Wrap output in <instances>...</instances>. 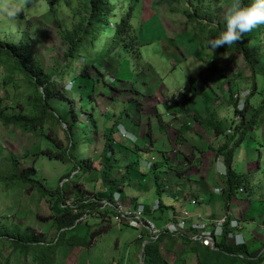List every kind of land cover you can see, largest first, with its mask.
Masks as SVG:
<instances>
[{
  "label": "rangeland",
  "instance_id": "1",
  "mask_svg": "<svg viewBox=\"0 0 264 264\" xmlns=\"http://www.w3.org/2000/svg\"><path fill=\"white\" fill-rule=\"evenodd\" d=\"M177 1L138 0V5L132 13L131 24L143 42L139 47V54L141 55L136 56L130 50H126L125 52V48L121 46L123 45L121 43L120 46L119 43L115 44V46L117 45V49L111 53L112 55L105 52L104 64L113 71V73H109V78L114 76V79L111 80V84L101 87L103 95L100 96L98 104L84 105L87 110L93 111L94 118L99 127L97 134L93 135L94 140L92 136L86 137L92 144L89 142L83 143L82 151L84 156L85 152L88 153L90 151L94 152L95 155H99L102 151L104 144V140L102 139L103 126L105 125V113L108 110H113L115 117H117L127 105L129 106V112L133 113V107L136 103L134 101L131 102L130 99L133 92L131 91L132 88H136L135 95L143 104L154 103L156 100L170 102L173 101L174 93H176L175 96L178 98L180 94L177 92H185V89H190L193 79H196L198 80L196 83L199 84H197V88L200 86L201 92L198 90V94L191 103V109L194 112H201L204 107L210 106L209 110L218 114V119L223 127L228 128L232 125L235 128L236 123L234 119H237V116L234 107L229 101V97L232 92L234 95H249L253 86L252 81L250 79H234L231 77L233 75L236 77L245 74L242 58L238 57L235 62L230 61L231 53L227 49L229 45L216 49L211 48L208 42L215 38L202 40L196 36L194 34L196 33L194 26L198 29L199 21L192 22L188 15L189 12L196 10L195 6H206L205 4L212 1L210 9L213 13L218 14V17L211 22L205 19L202 23L204 25L208 24L207 26H213L214 24H218L219 20L223 18L227 8L226 4L224 2L219 4L218 0H200L198 2L194 0ZM47 2L49 3L47 0H0V5H12L19 7L22 11V13L19 12L14 18H9L0 10V33L3 38L6 40L10 38L19 40L22 37V31L27 27L28 30L25 32L29 37L41 36V43L36 47L39 52H44L43 54H47V56L63 52L65 43L59 37L58 30L60 28L54 20V14L50 10H46V6H48ZM53 2L58 6L59 18L62 24L73 28L80 21V17H76L75 15L78 0H54ZM129 3H131L130 0ZM20 17H22V23L16 26L15 21ZM22 26H24V29H21ZM31 40L34 41L36 39ZM112 40L113 38H108L107 44H111ZM103 43L102 52L105 51V40H102ZM188 58L190 60H186ZM211 64H224L229 72L226 76L227 78H223V75L219 73H212V70L209 68ZM256 71L258 85L260 88H263L264 61L257 65ZM4 75V69L0 67V95L3 96V103L6 105L16 103L17 97L28 87L26 80L22 75H16L14 81L17 82V86L19 87L16 88L14 82H11L6 89L3 81ZM71 78V76L66 78V82L70 83ZM230 85L233 86V90ZM125 88L127 90L122 91ZM21 97H24V94ZM255 98L258 99L256 95L253 100ZM126 101L127 103L124 104ZM53 105L60 113L64 106H66V103L59 101V103L54 102ZM240 107L242 108V105ZM145 109L139 115L141 119L148 120L150 114H152L153 118L156 117L155 112L151 108ZM158 109L164 113L163 107ZM85 111L78 110V113L81 114ZM63 112L65 111L63 110ZM81 118H85V115H81ZM85 121L86 124H89L87 120ZM155 121L158 120L156 119ZM192 121L194 120L190 118L186 120V129L189 128V123H192ZM61 125L62 127H66L65 124ZM111 125L112 121L108 122V126ZM47 126L50 125L47 124ZM258 127L259 129L256 131H249L239 145L234 157V168L238 172L244 173L245 189L243 192H237L229 205H227L223 194L220 197L221 191L215 189L217 186L223 187L225 183L223 184V179L218 177L222 175L221 172L224 171V165L219 161L216 167L215 160L217 156L214 150L221 142L227 141L225 139L227 136L225 134L219 135L217 141L213 143L214 150H212L208 147V144L213 141V133L205 135L207 131L198 124L188 134L190 142H187L188 144H185V147L181 151H179L180 148L175 143L170 142L172 145L170 149L172 152L171 157L174 160L173 163L176 164L177 168H186L182 173L187 172V177H184L183 182L178 181V177L174 173H162L160 169L159 179L162 178L165 182L159 181V183L163 189H165L164 185L166 186L161 197L156 191V181H154V185L153 183L151 184L152 173L150 171L154 167L148 170L146 164H144L147 161L154 163L155 161L151 157L147 159L146 157L136 155L134 152L136 151V147L133 144L126 147L128 153H125V149L120 148L118 152H114V161L117 160L116 164L118 166L112 172L113 179L121 181L124 177V162L119 158L120 155L127 156L129 154L131 162H139L141 170L147 171L142 172L140 177H138L141 181L138 187L132 181L129 184L127 180L124 191H121L124 185H122L120 190L118 189L121 201H123L124 197L129 198L127 195H133L137 198L140 196L138 193L141 192L143 200L150 197L151 200H144V203L150 208L157 199H161L162 204H165L163 211L159 210L156 213H151V217L160 228L171 219L167 218L171 216L173 210L167 204L176 201H179L178 204H175V208H179V210H175L176 214L184 206L191 213L200 208L211 226H215L216 222L225 216H230L232 220L236 219L238 221L235 223L236 231L231 235V239L233 238L236 243H247L250 247L255 248L256 246L252 245L248 241V238L252 242L256 240L254 237L258 239L257 233L260 229L264 228V124L260 123ZM90 128L93 132V127L91 126ZM59 129L60 124H56L54 132L58 133ZM118 129L121 131L122 126L121 128L118 126ZM75 130L77 132H84L78 126H76ZM76 134L74 132V135ZM39 135L40 133L36 136L33 133L24 132L14 125L5 127L0 124V166L5 168L8 159L6 154L9 151H12L19 158H23L26 152L31 153L37 150L39 146L44 147L46 141L42 142ZM140 138L137 144L142 146L144 140H142V137ZM194 143L198 147L206 145V153L201 152L198 148L194 150L192 148ZM232 145L233 143H231ZM192 150L194 154H192ZM178 153L183 155L181 157L187 160V164H185V161L181 159ZM25 164L23 162L22 166ZM37 166L38 176L44 179L49 188L57 189L59 185L66 181L64 176L72 172L76 164L73 161L64 162L41 154L37 159ZM156 173L158 172H153L154 180ZM189 177L199 178L200 182L204 183V190L211 189L215 193V197L218 198L210 200L203 198L202 203H199L196 197L186 191L178 193L176 189L179 187L185 188L189 185V182L185 181ZM127 179H133L131 170L127 175ZM194 181L198 180L194 179ZM80 186L81 190L88 197L93 194L92 190H95L94 192L102 196L101 199L106 200L108 198L109 193L107 191L109 185L104 165L101 164L98 158H95L93 161V170L80 180ZM17 188L12 186V188L8 189L0 184V224H10L15 221L24 225V227L30 226L31 228H35L38 233L53 236L56 233L53 214H55L54 211L58 212V203L55 201L54 203L50 202L47 196L40 197V195L35 193V190L31 192L26 190V192L23 189ZM143 190L145 191L142 192ZM186 190L189 191L188 188ZM180 194L182 198L179 197ZM234 212L235 215L237 214L238 219L232 216ZM163 214L165 217L161 221L164 220V224L163 226H159L161 222L159 216ZM97 222H101V218L98 215H93L89 220L90 224H96ZM108 222L106 219V223ZM192 225L193 222L190 224V227ZM139 236V230L129 224L121 223L119 225L118 222L112 224L104 235L97 238L95 244L88 248H82L72 264H142L144 242L139 243ZM263 245L259 247L262 248ZM164 246L171 248L167 253L164 250L162 252H164L168 261L174 262L173 264H178L185 259L187 261L185 262L186 264H196L198 255H200L201 259H210L212 257L203 255L204 253H211V246L199 245L191 237L180 236L175 239L168 237L161 244V247ZM51 250L57 249L51 248ZM46 251H49V249H46ZM262 252H264V247ZM7 254L8 252L1 253L0 255L5 257ZM58 256H60L58 257V262L63 264V257L61 255ZM12 257V264H29L28 262L30 261L24 255L17 252L13 253ZM228 261L224 259L222 262ZM237 262L240 263L239 260ZM261 264H264V261Z\"/></svg>",
  "mask_w": 264,
  "mask_h": 264
},
{
  "label": "trees",
  "instance_id": "2",
  "mask_svg": "<svg viewBox=\"0 0 264 264\" xmlns=\"http://www.w3.org/2000/svg\"><path fill=\"white\" fill-rule=\"evenodd\" d=\"M53 1L49 0L48 8L54 14V20L59 25L58 34L65 43L63 52L49 56L43 54L44 52H39L36 47L41 43V36H34L36 40H31L34 38L26 34L25 31L28 29L27 27L24 29V26L21 27L24 30L19 40L6 41L0 35V67L5 72L3 78L5 88L7 89L11 82H14L16 88L19 87L14 81L16 75H22L28 85L27 89L17 97L16 103L6 105L3 103V96L0 95V124L5 127L14 125L22 131L33 133L36 136L40 133L39 137L42 142L46 141L44 147L39 146L31 153L26 152L23 158H19L9 151L6 154L8 159L5 168L0 166V184L8 189L14 186L18 187L17 189L30 192L35 190V193L40 197L47 196L50 202H57L58 212L54 211L55 214H53L56 233L53 236L41 234L36 232L35 228L24 227L15 221L10 224H0V254L8 252L5 257L0 255V264H12V254L16 252L29 259V264H60L58 255L63 257V264H72L76 260L78 252L82 248H88L95 244L97 238L104 235L112 224H116V220L120 216L116 210L113 195L124 185L127 178L126 174L121 181L112 178V172L116 167L114 146L115 137L119 134L118 120L125 112L128 113L129 106H126L117 117L113 110H108L105 113L103 149L99 155L84 151V156L83 143L92 144L86 137L92 136L94 140L93 135L99 131L93 111L87 110L84 105L98 104L100 96L103 95L101 87L111 84V80L114 79V76L109 78V73H113V71L104 64L105 52L112 55L111 53L117 49L115 44L119 43V46L123 44L121 46L125 48V52L130 50L136 56L141 55L139 47L143 43L131 24L132 13L138 5V0H130L131 3L129 0H78L75 15L80 17V21L73 28L61 23L58 8ZM177 2H183V0ZM222 2L228 7L231 0H218L219 4ZM249 2L250 0H243L244 4ZM211 3L212 1L205 4L206 6H195L196 10L188 13L192 22L199 21V28L196 29L194 26L196 32L194 34L202 40L216 39L223 30V18L213 26L202 23L205 19L211 22L218 17V14L213 13L210 9ZM108 38H113L111 44H107ZM102 40L106 42L104 52L101 51L104 45ZM227 49L231 53L230 61L235 62L238 57H241L245 67V74L231 77L250 79L253 85L242 109H238L239 94L234 95L232 92L229 97L238 117L234 119L235 128L232 125L228 128L223 127L217 122L216 114L214 115L209 107L200 114L188 112V103L198 94L196 79H193L188 91L177 92L180 94L178 98L175 96L176 93L173 94V107L175 114H188L205 126L208 125L206 121L210 118V128L215 136L221 134L227 136L225 138L227 141L221 142L216 147V153L226 166V175L223 177L225 185L222 190H224L226 202L229 203L235 198L237 192H243L245 189L244 173L238 172L234 168L237 149L249 131H256L259 129L260 123L264 124V87L260 88L256 80V67L264 61V24L257 25L250 32L243 34L239 41L229 45ZM209 68L212 73L223 75V78H227L226 76L229 74L224 64H211ZM69 76L72 78L70 83H67L66 78ZM230 87L233 86L230 85ZM131 91H133L131 102L136 103L133 113L135 112V116H138L135 119L139 120V111L143 109L142 102L135 95L136 88H132ZM23 94L24 97H21ZM255 95L258 99L253 100ZM59 101L66 103L60 113L53 105L54 102L59 103ZM78 110L86 111L80 114ZM81 115H85V118H81ZM85 120L89 124H86ZM109 121H112L111 126H108ZM56 124H60L58 133L54 132ZM61 124H65L66 127H62ZM76 126L83 129L84 132H77ZM227 130H230L231 134H228ZM74 132L77 134L74 135ZM177 141H180V137ZM231 143H233L232 146ZM41 154L64 162L73 161L76 164L74 170L64 176L66 181L57 189L49 188L44 179L38 176L37 159ZM95 158H98L104 165L109 185L107 191L109 196L106 199L108 204L104 203V200L101 199L102 196L94 192L95 190H92L93 194L90 197L81 190L80 180L93 170ZM23 162L26 163L24 166H22ZM160 166L161 164L158 162L153 164L154 168ZM178 171L181 172L183 169H178ZM159 173H156L155 181L156 191L161 197L165 189L159 183ZM162 205L161 201L160 208ZM93 215H98L101 222L90 224L89 220ZM106 219L109 221L108 223H106ZM230 221L231 217L229 216L224 224L223 233L219 237L216 235L214 227L212 228L215 248L211 247V253L203 254L212 257L201 259L198 255L196 264H261L264 261V252H262L264 245L259 249H251L249 244L236 243L233 238L229 237L230 232L236 231L230 226ZM123 223L128 224V221L123 220ZM187 231L185 237H190V234L197 232L193 227H189ZM168 237L175 239L178 236L161 234L156 239H149L142 250L143 264L174 263L168 261L162 252L164 250L167 253L171 249L168 246L161 247L163 241H166ZM143 241L140 239L139 243L141 244ZM51 248L57 250H51ZM224 259L229 261L222 262ZM185 262H187L186 259L178 264H186Z\"/></svg>",
  "mask_w": 264,
  "mask_h": 264
},
{
  "label": "crops",
  "instance_id": "3",
  "mask_svg": "<svg viewBox=\"0 0 264 264\" xmlns=\"http://www.w3.org/2000/svg\"><path fill=\"white\" fill-rule=\"evenodd\" d=\"M141 43H143V42H141ZM186 60H190V58H188ZM196 81L198 82V80H196ZM199 87L200 86H198L197 90H199L201 92ZM125 90H127V89H123L122 91H125ZM185 90L188 91V89H185ZM192 101L189 102L188 105H187L188 112L200 114L206 108V107H204V109L201 112H194L191 109ZM170 102L156 100L154 103L153 102H151L149 104H143L142 103L143 109L141 111H139V113L141 114L143 111H145L146 110L145 108H151V110H153L155 112V114H156L155 118H153L152 114H150L148 116V120H146V119L144 120V118H142V119L139 118V120H136L135 117H138L137 115L135 116L136 113L134 112V113L131 114L128 111V113L125 112L124 115L118 120V122L122 126V129L124 131H126V134L128 136L124 135L122 130H121V132L118 135H116V137H115V146H114L115 147V151L118 152V149L120 148V149H125V153H128V150H127L126 147H128L130 144H133L136 147V151H134L136 155H140V156L146 157L147 159L151 157L152 160H154L155 162H158V164H161V166L159 168L155 167L154 169H152L150 171V173H152L151 174L152 175L151 184L153 183V185H154V181H155L154 178H153V172H155V171L156 172H160V169L162 170V173L163 172H165V173H174L175 176L178 177V181H182V182L184 181V177L187 174V172L182 173L183 171L178 172V169H181V168H177L176 164L173 163L174 160L171 157L172 152H171V149H170L172 147V145L170 144V142L175 143V145L180 148L179 151H181L182 148L185 147V144H188L190 142V136L188 134L193 130V128L196 126V124L201 125L203 128H205V130L207 131V132H205V135L213 133V141H211V143L208 144V146L212 150H214L213 143L215 141H217V139H218V136H215L214 132L210 128V122H209L210 118L207 119L206 124H208V125L205 126V124H202L199 121H195L188 114H185V113L175 114V109L173 107V103L174 102L173 101H170ZM126 103H127V101L124 102V104H126ZM160 107L164 108V113H162L158 109ZM208 107H210V106H208ZM213 113H214V115L216 114L217 122L220 123V120L218 119V114L215 113V112H213ZM186 117H187V119H186ZM189 118L194 120V121H192V123L190 122L189 123V128L186 129L185 128V123H186V120H188ZM156 119L158 121H155ZM109 122H111V121H109ZM194 124H195V126H194ZM140 137H142V140H144L142 146H139L137 144L138 140L141 139ZM179 137H180V141H177V139ZM122 139L124 140L123 142H122ZM205 147H206V145H202L201 147H198L197 144L194 143L192 148H194V150H195V148H198V149H200L201 152L206 153L205 151H207V150H205ZM174 151H176V150H174ZM214 151H215V154L217 156V159L215 160V164H216V167H217V163L220 161L221 158H220V156L217 155L216 148H215ZM154 152H156V154H154ZM192 154H194V151L192 152ZM128 155L129 154H127V156H121L120 155L119 158L124 162L123 163L124 164L123 165L124 166V170H125L124 176L126 174V178H127V175L129 174V171L131 170L132 173H133V179L132 180L125 179L124 187L122 188V186H121V188H122L121 191H124V188L127 185V183H126L127 180L129 182V184L132 181L133 184H137V187H138V185L141 183V181L139 180L138 177H140V174L142 172H147L144 169H143L144 171L141 170V168L139 167V164H140L139 162L136 161L135 162L136 164L132 163ZM178 155L180 157L183 156L181 153H178ZM181 159H182V157H181ZM182 160L185 161V164H187V162H186L187 160H185L184 158ZM193 160H195V159H193ZM115 162L117 163V160ZM116 166H118V165L116 164ZM182 169L185 170L186 168L182 167ZM218 177L223 179L224 175H219ZM194 179H196L198 181H194ZM163 180L164 179H162V178L159 179V181L165 182V180L164 181ZM185 181H188L189 185L187 187H185V188H180L179 187L178 189H176V191L178 193L186 191V192L190 193L191 195H193L194 197H196L198 199V201L201 200L199 203H202V201L204 200L203 198H206L207 200L218 198V197H215L216 195H214L215 193L211 189L210 190H204V188H205V186L203 185L204 183L200 182L199 178H197V177H195V178L189 177V179H187ZM222 182L224 183V180H222ZM164 187L166 189L165 185H164ZM186 188H188L189 191L186 190ZM222 188H224V187H218L217 186L215 189L217 191H219V190L221 191L220 197H221V194H223V196L225 197L224 190H222ZM152 189H153V186H152ZM144 191L145 190H143L142 192H144ZM138 194L140 196L137 197V198L134 197L133 195L128 196L126 194L127 197H129V198H125V197L123 198L124 204L126 206H133V204L137 205L139 203H144L147 200H151L150 197L148 196L149 199L148 198H144V200H145L144 201L143 198H141V192L138 193ZM179 197L182 198L181 194H180ZM178 203H179V201L171 202V203L167 204L173 210L171 216H169L167 219H170V218H173L174 216H176L175 210H177V209L179 210V208H175V204H178ZM229 203H227V205H229ZM164 206H165V204L162 205V208H161L160 211H163V207ZM198 212L202 213L200 208L199 209L197 208V211H195L194 213L196 214ZM232 216L233 217H237V214L235 215V212H234L232 214ZM164 217H165L164 214L160 215L159 216L160 221ZM163 224H164V220L160 222L159 226H163ZM257 234H258V236H257L258 239L254 237V239H256V240H254L252 242V240L251 239L249 240V238H248V241H250L252 243V245H255L256 249H259L261 247L260 245H263V243H264V228L260 229ZM250 248L251 249H255V248H252V247H250Z\"/></svg>",
  "mask_w": 264,
  "mask_h": 264
},
{
  "label": "built area",
  "instance_id": "4",
  "mask_svg": "<svg viewBox=\"0 0 264 264\" xmlns=\"http://www.w3.org/2000/svg\"><path fill=\"white\" fill-rule=\"evenodd\" d=\"M241 96V95H240ZM246 96L242 95L239 98V107L244 106V98ZM241 108V107H240ZM228 133H231L228 130ZM147 169L149 170L152 167L151 162H145ZM120 193L115 192L114 194V202L116 210L119 212L120 216L117 218V222L119 225L123 223V220L128 221V224L137 228L140 232V238L147 236L149 239H156L161 234H171L174 236L185 237L187 229L190 227L189 221L194 216L188 209H182L179 214L175 216V218L170 219L165 223L163 227H158L153 218L149 216L150 213H154L160 208V200L157 199L153 206H150L149 210L146 204L140 203L135 207L126 206L123 204L120 198ZM104 203L108 204L107 200H104ZM68 204H70L68 202ZM112 205V204H111ZM228 216L220 219L216 222L214 226V230L217 236H221L223 233V227L227 220ZM193 221V225L191 227L195 228L197 232L190 234V237L193 241L198 242L199 244L215 246L214 235L212 234L211 224L208 222L206 217H204L201 213L197 214ZM238 221L236 219L230 221L231 227H235V223ZM234 234L233 232L229 233V237Z\"/></svg>",
  "mask_w": 264,
  "mask_h": 264
},
{
  "label": "clouds",
  "instance_id": "5",
  "mask_svg": "<svg viewBox=\"0 0 264 264\" xmlns=\"http://www.w3.org/2000/svg\"><path fill=\"white\" fill-rule=\"evenodd\" d=\"M47 1H49V0H47ZM36 2H38V1H36ZM56 6H57V4H56ZM46 7H47L46 10H49L48 6H46ZM57 8H58V6H57ZM0 10H2L4 12V14L7 17H9V18H14L15 16H17V14L19 12L22 13V11H21V9L19 7H15V6H12V5H0ZM21 18L22 17H20L19 19H16V21H15L16 26H19L18 23H20V25H21V23H22V19ZM223 19H224L223 30L218 34V38L213 39V40H210L208 42L209 43V46L211 48H213V49L220 48V47H225L226 45H231V44L239 41L241 39V36L243 34L250 32L257 25L264 24V0H250V2L247 3V4H244L243 3V0H231L229 6L226 8V10L224 12ZM0 28H1V26H0ZM0 35L2 36L1 33H0ZM3 40H6V39L3 38ZM6 41H8V40H6ZM248 96L249 95H247L244 98V105H245V100H246V98ZM240 97L241 96L239 94V97H238V105H239V98ZM238 109H242V108H240L238 106ZM119 127L121 128L120 123H119ZM118 130H119V133H120L121 132L120 129H118ZM121 130H122V132H123L124 135H127L126 134V131H124L123 129H121ZM228 134H230V133H228ZM220 162H222V164L224 165V171H222L221 173H222V175L225 176L226 175V166H225L222 158L220 159ZM151 163H152V167H153V164L154 163L153 162H151ZM115 192H119V190L118 191H115ZM115 192H114V194H115ZM113 199H114V195H113ZM159 200L161 202V199H159ZM122 202L124 204V201H122ZM143 204H145V203H143ZM135 206L136 205H133V206H130V207H135ZM148 209H149V207H148ZM183 209H187V208H183ZM159 210H161V208H159L157 211H159ZM157 211H155L154 213H156ZM179 212H178V214H179ZM197 214H199V212L196 213V214L194 212H192V215L194 216L193 218H195ZM149 216L151 217V213L150 212H149ZM173 218H175V216ZM193 218L190 219L189 223H192L195 220ZM213 227L214 226H211V230H212ZM233 228H235V227H233ZM233 233H235V232H233ZM178 237H180V236H178ZM145 238H147V239L145 240ZM140 239L144 240L143 241L144 242L143 249H144L145 248V244L149 241V238L147 236H144L143 238H140ZM212 248H215V246L212 247ZM143 263H144V260H142V264Z\"/></svg>",
  "mask_w": 264,
  "mask_h": 264
}]
</instances>
